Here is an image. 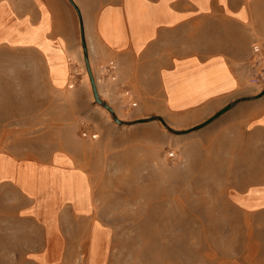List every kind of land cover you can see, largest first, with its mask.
<instances>
[{"label":"rangeland","instance_id":"1","mask_svg":"<svg viewBox=\"0 0 264 264\" xmlns=\"http://www.w3.org/2000/svg\"><path fill=\"white\" fill-rule=\"evenodd\" d=\"M197 24L172 33L166 49L250 53L232 59L264 71V30ZM90 48L102 103L81 40L63 87L38 52L0 46V150L43 163L66 156L89 177L92 200L84 215L34 217L14 212L17 196L0 188V264H264V133L247 124L255 96L197 128L214 113L170 111L148 95L146 70L127 69L139 95L130 97Z\"/></svg>","mask_w":264,"mask_h":264},{"label":"crops","instance_id":"2","mask_svg":"<svg viewBox=\"0 0 264 264\" xmlns=\"http://www.w3.org/2000/svg\"><path fill=\"white\" fill-rule=\"evenodd\" d=\"M75 1L89 51L95 46L100 64L115 65L119 88L128 84V68L132 72L146 70L148 95L160 98L167 109L177 113L200 108L215 114L227 105L230 111L253 94L257 112L247 117V124L264 133V82L232 59L252 56L250 53L236 55L217 48L185 53L165 47L177 29L192 23L200 28L203 25L197 23L205 20L227 19L243 29L264 30V0ZM79 29L80 17L65 0H0V46L29 47L44 56L56 87L72 86L70 60L79 56ZM132 84L128 86L135 87ZM133 87L130 97L138 98ZM3 187L17 196L14 212L34 217L49 212L84 215L92 209L89 177L61 154L51 163H43L0 150ZM258 197L264 198V193Z\"/></svg>","mask_w":264,"mask_h":264},{"label":"water","instance_id":"3","mask_svg":"<svg viewBox=\"0 0 264 264\" xmlns=\"http://www.w3.org/2000/svg\"><path fill=\"white\" fill-rule=\"evenodd\" d=\"M69 1L74 5V7L76 8V10L78 12V15L80 17L82 46H83V51H84V59H85L86 68H87V71H88V74H89V78H90V81H91V84H92V89H93L96 101L99 102V103H102V100L100 98V94H99V91H98L96 79H95V76H94V72H93V69H92V66H91V62H90L88 43H87L86 36H85V29H84V23H83V19H82L81 10H80V8H79V6H78V4L76 3L75 0H69ZM262 93H264V89H263ZM105 106L108 107L111 111H113V108L111 106H109L108 104H105ZM229 108H230V105L225 106L224 108H222L221 110L216 112L214 115H212L208 120H206L205 122H203L200 125H198L197 128L207 125L208 123H210L211 121H213L214 119L219 117L221 114L226 112Z\"/></svg>","mask_w":264,"mask_h":264},{"label":"built area","instance_id":"4","mask_svg":"<svg viewBox=\"0 0 264 264\" xmlns=\"http://www.w3.org/2000/svg\"><path fill=\"white\" fill-rule=\"evenodd\" d=\"M255 51L256 52H259L260 51V48H255ZM262 51V50H261ZM259 61H261V58L259 57L258 59ZM260 63V62H259ZM257 79L260 80V81H263L264 82V71H261L259 76H257Z\"/></svg>","mask_w":264,"mask_h":264}]
</instances>
